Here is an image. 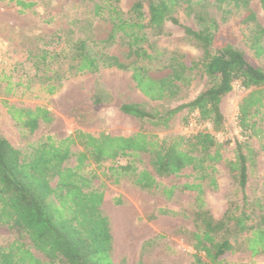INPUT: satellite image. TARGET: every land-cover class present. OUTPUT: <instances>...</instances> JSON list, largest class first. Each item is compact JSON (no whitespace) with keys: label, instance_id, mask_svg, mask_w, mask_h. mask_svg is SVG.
Segmentation results:
<instances>
[{"label":"trees","instance_id":"16d2710c","mask_svg":"<svg viewBox=\"0 0 264 264\" xmlns=\"http://www.w3.org/2000/svg\"><path fill=\"white\" fill-rule=\"evenodd\" d=\"M143 1L137 0L128 15L118 7V0H101L93 7L95 17L106 14L112 25L108 39L117 34L125 37L129 54L136 62L143 63H119L113 55L93 52L80 42L72 57L74 73H94L102 67L117 66L131 71L137 89L149 100L176 99L192 81L189 72L196 63L184 64L171 58L174 63L162 65L170 67L171 74L154 79L145 64L153 62L159 52H150L143 46L146 27L160 31L169 22L180 27L203 50L201 65L207 78L203 89L193 99L163 110L148 111L134 103H124L120 109L162 128L169 126L176 113L186 110L187 114L196 113L198 122H208L217 131L227 121V114L222 110L223 98L231 91L233 82L238 81L248 90L238 104V125L242 131L251 132L250 136L258 141V151L264 154V132L258 125L261 118H256L264 107V68L229 42L220 41L216 21L205 12L197 15L202 27L192 30L175 15L179 0H146L149 16L145 23ZM203 1L206 0H196V3L203 5ZM208 1L220 9L243 8V23L254 20V14L247 7L249 0ZM15 3L20 11L34 4L20 0ZM261 3L264 8V0ZM12 77L0 69L4 96L13 94L19 85ZM58 77L47 79L44 86L47 94L59 89ZM2 104L22 132L31 134L40 124L52 121L44 106L22 108L6 100ZM222 150V143L204 131L158 138L142 131L131 135L105 132L92 135L76 130L59 139L44 136L28 144L26 150L14 147L0 136V225L17 234L16 239L0 243V264H113L110 221L101 208L104 191L92 185L97 169L114 184L127 179L147 192L161 189L167 198L177 188L194 193V230H179L187 236L194 251L190 254V264H256L231 262L228 257L239 252L251 257L264 253V199L249 198L246 194L248 169L254 167L258 151L247 142L236 143L233 158L227 159ZM141 154L148 155L152 172L142 165ZM71 159L73 163L68 165ZM106 162L108 165H104ZM216 164L226 166L241 193L240 199L231 201L219 219L206 208L203 188L205 184L216 187ZM187 168L191 169L189 175L193 181L190 183L161 187L156 179L177 176ZM160 211L173 214L169 210ZM152 242H144L141 252ZM33 252L42 254L45 260Z\"/></svg>","mask_w":264,"mask_h":264},{"label":"rangeland","instance_id":"374dc122","mask_svg":"<svg viewBox=\"0 0 264 264\" xmlns=\"http://www.w3.org/2000/svg\"><path fill=\"white\" fill-rule=\"evenodd\" d=\"M15 1L0 0V69L11 74L12 81L19 82L14 93L7 96L2 94L3 84L0 85V136L14 147L26 150L28 144L44 136L59 139L76 130L92 135L101 132L131 135L142 131L158 138L188 136L204 131L222 143L224 158H233L236 143L247 142L258 151L257 139L250 136L249 130L242 131L238 125V104L248 91L238 81L233 82L231 91L223 98L222 110L227 114V121L217 131L208 122H198L196 113L187 114L186 110L176 113L169 126L162 128L120 109L124 103H134L148 111L156 108L163 110L193 99L203 89L207 81L201 65L203 50L180 27L167 22L160 31L149 27L144 30L146 41L143 46L150 52H159L153 62L145 64L152 78L162 79L171 74L170 67H162L174 63L171 58L175 57L184 64L196 63L189 72L192 81L176 99L151 101L137 89L130 70L111 66L102 67L94 73H74L72 57L80 42L93 52L113 55L119 63L135 61V57L129 54L130 47L125 37L117 34L108 39L112 25L106 14L102 17L93 15L94 4L101 0H20L34 3L23 11ZM136 1L118 0L117 5L127 13ZM261 1H248L247 7L254 14V20L245 23L241 21L243 8L220 9L207 0L203 1V5L197 4L196 0H179L175 15L186 27L198 30L202 26L197 21V15L205 12L216 21L220 41L229 42L264 68V8ZM143 5L146 23L148 2L144 0ZM142 63L134 62L135 65ZM57 76H60L61 85L49 95L44 86L48 78ZM3 100L22 108L44 106L49 110L52 121L40 124L31 134L22 132L9 118ZM261 112L256 118H261L258 125L264 132V107ZM148 158V155L141 154L142 165L152 172ZM72 163L73 159L68 165ZM215 167L216 187L205 184L203 188L206 208L214 218L219 219L231 201L240 199L241 193L226 166L216 164ZM100 172L101 169H97L92 185L104 191L101 208L110 221L113 264H190V254L194 251L187 236L179 230H194V193L177 188L167 198L161 189L147 192L127 179L114 184ZM189 174L191 169L187 168L177 176L156 179L161 187L180 186L193 181ZM51 185H55V179ZM246 194L249 198L264 199V154L259 151L254 167L248 169ZM160 210H169L173 214H163ZM16 238L15 231L0 225V243ZM149 240H153L152 244L141 252L142 244ZM33 253L45 260L42 254ZM228 260L264 264V253L251 257L246 252H239Z\"/></svg>","mask_w":264,"mask_h":264}]
</instances>
